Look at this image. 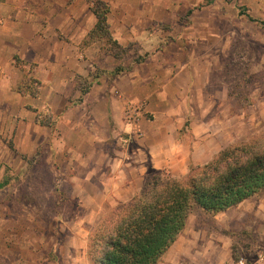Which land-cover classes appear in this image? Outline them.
Listing matches in <instances>:
<instances>
[{
	"label": "crops",
	"instance_id": "0c3cea01",
	"mask_svg": "<svg viewBox=\"0 0 264 264\" xmlns=\"http://www.w3.org/2000/svg\"><path fill=\"white\" fill-rule=\"evenodd\" d=\"M101 1L110 6L113 38L123 46L139 43L148 54L141 64H124L117 77L112 73L118 61L104 41L91 37L98 22L92 0H0L2 205L12 211L17 203L27 213V204L9 198L18 192L12 184L29 180L23 171L35 163L49 166L59 181L50 195L72 200L73 208L87 213L75 216L81 237L78 231L66 242L82 253L55 256L43 248L28 250L25 239L3 236L0 262L91 264L85 224L88 228L94 216L136 196L150 170L182 179L192 167L209 164L224 149L264 130V97H254L250 111L236 110L233 88L206 79L213 62L153 55L161 40L151 25L165 21L159 9L167 12L169 0ZM26 78L40 82L38 97L19 92ZM85 81L91 88L83 95L79 85ZM131 103L141 106L133 126L127 120ZM10 166L21 169L15 173ZM231 212L263 215L264 190L222 215ZM3 221L11 224V216ZM192 235L187 222L159 264H235L230 239L206 238L204 231Z\"/></svg>",
	"mask_w": 264,
	"mask_h": 264
},
{
	"label": "rangeland",
	"instance_id": "374dc122",
	"mask_svg": "<svg viewBox=\"0 0 264 264\" xmlns=\"http://www.w3.org/2000/svg\"><path fill=\"white\" fill-rule=\"evenodd\" d=\"M169 1L167 12L166 7L163 11V7L159 9L165 21L155 20L151 25L150 30L161 40L153 55L166 53L171 61L213 62L206 79L212 78L217 83L220 80L227 82L233 88L236 110L245 108L250 111L257 104L254 97H264V25L250 22L247 15L264 22V0ZM241 11L246 16H240ZM162 45L165 49H162ZM182 49L185 54L181 52ZM145 54L141 51L139 55ZM134 57L136 53L132 51L125 64L132 62ZM10 169H16V173L21 168L10 166ZM23 173L30 175L29 180L14 182L12 189L18 192L16 197L9 199L27 204V213H22L17 203L16 209L12 208L13 213L6 209L2 205L4 196L0 194V238L25 239L28 250L40 251L43 248L44 253L51 252L55 256L82 253L80 249L66 245V242L70 237L78 236V231L81 237L82 231H77L74 221L75 216L86 217V211L73 208L74 202L61 195H50L59 181L53 180L49 166L30 163ZM125 203L111 206L104 215L94 216L88 228L85 224L83 228L90 232L89 237L106 215ZM4 216H11V224L3 221ZM187 222L195 237L204 231L206 238L230 239V256L235 264L242 259L246 264H264V214L259 217L254 214L240 217L232 212L212 215L194 208ZM53 239L59 243L65 242L64 246H53ZM260 255H263L262 261ZM0 264L9 263L2 261Z\"/></svg>",
	"mask_w": 264,
	"mask_h": 264
},
{
	"label": "trees",
	"instance_id": "16d2710c",
	"mask_svg": "<svg viewBox=\"0 0 264 264\" xmlns=\"http://www.w3.org/2000/svg\"><path fill=\"white\" fill-rule=\"evenodd\" d=\"M92 2L98 22L91 37L104 41L107 53L120 63L112 76L125 71L132 51L136 53L133 62L143 63L147 55H139V43L123 46L113 38L110 6L101 0ZM239 14L246 16L242 11ZM247 18L264 25L249 15ZM40 86V82L26 78L18 90L24 96L38 97ZM79 88L85 95L91 85L85 81ZM149 175L141 191L106 215L91 234V264H159L186 228L194 208L217 215L258 195L264 190V130L245 143L224 149L209 164L192 167L182 179L152 170Z\"/></svg>",
	"mask_w": 264,
	"mask_h": 264
},
{
	"label": "built area",
	"instance_id": "2783aa9c",
	"mask_svg": "<svg viewBox=\"0 0 264 264\" xmlns=\"http://www.w3.org/2000/svg\"><path fill=\"white\" fill-rule=\"evenodd\" d=\"M140 113H141V106L139 104H133L131 103L128 106V110H127V120L129 122V124L132 126L135 125V123L138 121L139 117H140ZM263 260V255H260V261ZM238 264H246V262L242 259L239 261Z\"/></svg>",
	"mask_w": 264,
	"mask_h": 264
}]
</instances>
